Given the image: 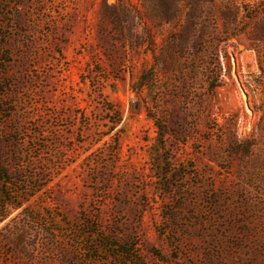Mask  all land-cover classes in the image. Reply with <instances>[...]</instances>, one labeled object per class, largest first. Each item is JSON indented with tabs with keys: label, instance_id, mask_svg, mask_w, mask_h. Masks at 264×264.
Wrapping results in <instances>:
<instances>
[{
	"label": "rangeland",
	"instance_id": "374dc122",
	"mask_svg": "<svg viewBox=\"0 0 264 264\" xmlns=\"http://www.w3.org/2000/svg\"><path fill=\"white\" fill-rule=\"evenodd\" d=\"M0 264H264V0H0Z\"/></svg>",
	"mask_w": 264,
	"mask_h": 264
},
{
	"label": "trees",
	"instance_id": "16d2710c",
	"mask_svg": "<svg viewBox=\"0 0 264 264\" xmlns=\"http://www.w3.org/2000/svg\"><path fill=\"white\" fill-rule=\"evenodd\" d=\"M3 179H7V177H6V174L5 173H3ZM5 217L4 216H2V219H4Z\"/></svg>",
	"mask_w": 264,
	"mask_h": 264
}]
</instances>
